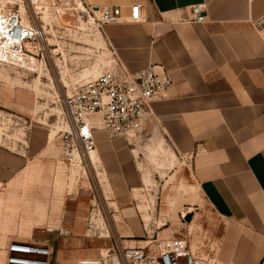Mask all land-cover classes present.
Returning a JSON list of instances; mask_svg holds the SVG:
<instances>
[{
  "label": "crops",
  "instance_id": "obj_1",
  "mask_svg": "<svg viewBox=\"0 0 264 264\" xmlns=\"http://www.w3.org/2000/svg\"><path fill=\"white\" fill-rule=\"evenodd\" d=\"M85 2L95 9H121L120 22L105 25L102 36L129 72L159 65L170 73L173 85L152 104L150 124H157L176 152L191 157V177L209 209L257 239L258 251L251 256L231 245L226 259L264 264V0ZM199 4L206 6V20L192 22L191 8ZM135 5L140 6V22L130 20ZM94 141L97 183L106 205L108 200L114 208V218L121 220L119 232L143 231L133 196L143 179L137 148L125 139L112 142L100 130L94 131ZM30 164L20 165L25 182L17 185L16 159L0 149V264H6V249L13 241L52 245L55 264H90L105 256L107 238L86 233L85 181L66 195L52 193L51 186L48 191L49 185L43 192V186L40 196L55 209L41 231L16 222V194L32 191L26 177ZM187 232L190 248L198 249L207 236L202 220ZM122 237L128 247L141 242L131 240L132 235Z\"/></svg>",
  "mask_w": 264,
  "mask_h": 264
},
{
  "label": "rangeland",
  "instance_id": "obj_2",
  "mask_svg": "<svg viewBox=\"0 0 264 264\" xmlns=\"http://www.w3.org/2000/svg\"><path fill=\"white\" fill-rule=\"evenodd\" d=\"M57 6L62 7V12L55 9L51 14H41L40 7L37 9L39 18H36L30 0H0L3 14L18 12L23 19H30L34 27L43 26L45 30L44 40L35 41L34 49L27 53L34 55L31 56L33 62L24 57L25 63L18 65L0 58V149L16 159L15 184L24 185L23 166L19 167L23 162H31L26 177L32 191L16 194V222L41 231V225L46 226L47 221L52 220L50 210L55 209L40 196L43 186V192L49 185L48 191L51 186L52 193L66 195L85 181L82 189H89L84 198L88 197L85 203L89 207L87 230H90L86 233L101 241L107 238L105 257L112 262H117L123 248L139 246L158 252L157 242L173 238L186 239L189 244L187 230L198 220L204 223L207 236L198 249L191 248L207 264H237L224 255L231 245L234 250H244L245 256L257 252L256 238L217 217L205 204L191 177L192 159L176 152L156 123L137 135L135 141H130L137 148L136 154H140L137 167L143 179L133 196L141 212L139 220L143 231L119 232L121 220L118 223L114 218V208L108 205V200L106 205L97 183L94 169L97 157L94 161L80 153L83 165L73 167L64 157V136L70 125L66 96L115 64V56L107 49L98 21L93 17L95 21L91 23L77 0H61ZM28 48L32 49L31 45ZM108 139L115 142L125 138ZM126 235L145 243H131L133 246L128 247V243L122 242V236Z\"/></svg>",
  "mask_w": 264,
  "mask_h": 264
},
{
  "label": "built area",
  "instance_id": "obj_3",
  "mask_svg": "<svg viewBox=\"0 0 264 264\" xmlns=\"http://www.w3.org/2000/svg\"><path fill=\"white\" fill-rule=\"evenodd\" d=\"M51 1L58 3L61 0ZM77 1L84 6L81 11L86 16L98 21L102 35L105 25L119 23L121 20L119 7L95 9L87 5L85 0ZM30 2L36 18H39L37 8L43 4V0ZM130 20H142L139 5L132 6ZM189 20L205 22V4L193 6ZM3 24L8 26V32L19 53H31L26 42H40L45 38L43 26L27 31L18 12L9 13ZM172 85L170 73L162 66L150 65L138 73H131L118 61L107 66L97 78L80 85L65 98L67 118L71 126V130L64 136L66 161L71 164L76 153L86 154L88 147H95V130L105 132L111 139L124 137L129 142L131 137L144 133L154 117L152 104L165 98ZM91 118L100 119V125L89 123ZM156 246L159 248L158 252L142 247L123 248L117 256V262L102 256L93 264H207L192 252L186 239L161 240ZM6 251V264H55L54 250L50 244L13 241L8 244Z\"/></svg>",
  "mask_w": 264,
  "mask_h": 264
},
{
  "label": "bare ground",
  "instance_id": "obj_4",
  "mask_svg": "<svg viewBox=\"0 0 264 264\" xmlns=\"http://www.w3.org/2000/svg\"><path fill=\"white\" fill-rule=\"evenodd\" d=\"M78 4H79L80 8L84 9V6L81 3L78 2ZM40 7H41V11H39V13H41V14L43 12H48L51 14L53 12V10H55V9L60 10V12H62V10H63L62 7L57 6V3H54L51 0H43V4L41 6H39L38 8H40ZM7 15L3 14L2 11L0 10V58H2L7 63H10V64H16L17 63L18 65L25 63V58L26 59L30 58V61L33 62L34 58L31 56H34V55L19 53L18 51H16L15 42L12 39V37L10 36V33L8 32V26L3 24L4 20L7 18ZM81 22H83V21L81 20ZM90 22L93 23V19H91ZM22 24L27 31H33L35 29L34 26L31 24L30 19H23L22 18ZM99 32L102 34L101 31H99ZM28 45H31L32 49L28 48ZM26 46L29 50L34 49V43H32V42H26ZM91 78H89V79H91ZM88 121H89V123H93L96 126L100 125V119L92 120V118H91ZM70 130H71V126L68 124V130H66V131H70ZM134 139H135V137L133 136L130 138V141L133 142V141H135ZM84 157L89 158V159L92 158L95 161L96 160L95 159L96 158V148L95 147H93V148L88 147V151ZM76 165H83L82 155H80V153H76V158H75L74 162H72L71 167L76 166ZM90 264H93V262H91Z\"/></svg>",
  "mask_w": 264,
  "mask_h": 264
},
{
  "label": "water",
  "instance_id": "obj_5",
  "mask_svg": "<svg viewBox=\"0 0 264 264\" xmlns=\"http://www.w3.org/2000/svg\"><path fill=\"white\" fill-rule=\"evenodd\" d=\"M54 252H56V248H54Z\"/></svg>",
  "mask_w": 264,
  "mask_h": 264
}]
</instances>
